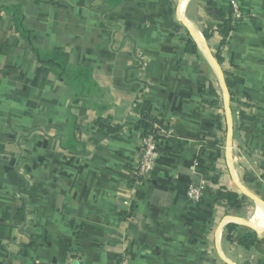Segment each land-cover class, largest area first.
Returning <instances> with one entry per match:
<instances>
[{"label": "crops", "instance_id": "crops-1", "mask_svg": "<svg viewBox=\"0 0 264 264\" xmlns=\"http://www.w3.org/2000/svg\"><path fill=\"white\" fill-rule=\"evenodd\" d=\"M211 1L0 0V264H264L250 224L264 214V0H236L235 23L231 0ZM37 50L89 70L84 94L43 74ZM144 114L163 130L137 182Z\"/></svg>", "mask_w": 264, "mask_h": 264}, {"label": "trees", "instance_id": "trees-1", "mask_svg": "<svg viewBox=\"0 0 264 264\" xmlns=\"http://www.w3.org/2000/svg\"><path fill=\"white\" fill-rule=\"evenodd\" d=\"M209 3L212 4V1L209 0ZM221 14V18H223V24L220 26L221 31L227 36L232 31V22L230 19L225 18V16ZM206 37L209 38V34H206ZM187 51L189 53L197 54V47L194 43H189L187 47ZM37 57L39 58V61L42 65V73L45 75L49 74H55L58 78L66 82L67 84L77 86L80 88L81 86H85L86 84L91 83V74L89 70L78 68L73 69L69 65L68 56L65 52L62 50H55L53 52L48 53L47 55H41L38 50L36 51ZM218 62L221 63L222 59L219 56ZM227 86L230 91H233L234 85L233 83L227 79ZM80 95L82 96L84 94V91L81 87L79 90ZM214 94H216L214 92ZM233 99V94L231 95ZM213 124L215 125V129L217 132H221L223 130V123L221 121V118H216L215 121H213ZM162 123L156 121L153 119L149 114H144L143 118L141 120L140 124V130H141V136L142 137H149L154 136L156 140L160 139L159 132L163 130ZM157 127V129H156ZM98 128L100 132H105L107 136L116 134L120 131L119 127H113L110 124H108L103 119H100L98 121ZM216 134H210L209 135V142H208V148L212 151L209 153V157L212 160L216 159L215 150H217V146L219 144V141L216 139ZM29 195H36L38 193L35 189L27 190ZM216 199L219 202H227L228 204H233L238 200V195L235 193H232L228 190H220L216 193ZM22 210L21 212H23ZM235 227L232 226L229 229L233 230ZM255 243V235H247L243 239L240 240V244L244 246L245 248H249L253 246Z\"/></svg>", "mask_w": 264, "mask_h": 264}, {"label": "built area", "instance_id": "built-area-1", "mask_svg": "<svg viewBox=\"0 0 264 264\" xmlns=\"http://www.w3.org/2000/svg\"><path fill=\"white\" fill-rule=\"evenodd\" d=\"M230 4L232 7V22L235 23L241 19L242 11L236 0H231ZM160 133H162V131H160ZM141 141L143 145V153L134 174L137 182L146 178L154 170L160 157L157 149V140L154 136H141ZM187 196L192 204H199L203 197V185L191 184ZM119 264H129L127 253L119 257Z\"/></svg>", "mask_w": 264, "mask_h": 264}, {"label": "bare ground", "instance_id": "bare-ground-1", "mask_svg": "<svg viewBox=\"0 0 264 264\" xmlns=\"http://www.w3.org/2000/svg\"><path fill=\"white\" fill-rule=\"evenodd\" d=\"M187 3V0H184L183 5ZM263 211L261 208H258L251 216L250 219V224L257 228V229H261L263 224H264V219H263Z\"/></svg>", "mask_w": 264, "mask_h": 264}, {"label": "water", "instance_id": "water-1", "mask_svg": "<svg viewBox=\"0 0 264 264\" xmlns=\"http://www.w3.org/2000/svg\"><path fill=\"white\" fill-rule=\"evenodd\" d=\"M214 64H215L216 68H217L218 70H220L218 64L216 63V61H214ZM220 74H221V73H220ZM225 91H226V93H227V97H228V89H227L226 86H225ZM0 158H2V157L0 156ZM242 223L247 224V223L244 222V221H242Z\"/></svg>", "mask_w": 264, "mask_h": 264}]
</instances>
